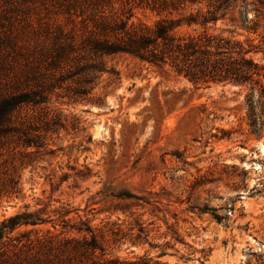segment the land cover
<instances>
[{"label":"rangeland","instance_id":"obj_1","mask_svg":"<svg viewBox=\"0 0 264 264\" xmlns=\"http://www.w3.org/2000/svg\"><path fill=\"white\" fill-rule=\"evenodd\" d=\"M34 1L18 14L34 24L54 19L55 9ZM162 17L135 8L128 20L152 26ZM256 22L255 32L228 20L210 29L250 41L251 58L264 67V19ZM104 60L108 71L92 92L97 104L55 103L62 128L46 136L51 155L33 165L0 156V175L14 171L21 187L0 198V224L22 212L46 221L9 236L54 233L69 210L71 223L87 222L102 240L105 259L264 264V114L252 132L247 88L195 87L128 55ZM63 236L81 237L68 228Z\"/></svg>","mask_w":264,"mask_h":264},{"label":"trees","instance_id":"obj_2","mask_svg":"<svg viewBox=\"0 0 264 264\" xmlns=\"http://www.w3.org/2000/svg\"><path fill=\"white\" fill-rule=\"evenodd\" d=\"M0 2V156L7 153L11 164L16 155L20 165H33L52 154L44 141L49 132L62 128L55 103H95L92 92L108 71L104 58L112 55L168 69L195 87L247 88L246 116L252 132L264 114V67L251 58L250 41L210 29L228 20L255 32L256 21L264 19V0H38L55 9L54 19L45 24L18 14L34 0ZM135 8L163 17L152 26L129 23ZM183 25L200 30L177 32ZM20 192L15 172L2 171L0 198ZM206 210L220 222L214 210ZM70 213L60 214L58 224L52 225L54 233L46 230L34 239L32 231L14 238L9 234L21 225L46 221L30 212L9 217L0 224V264H164L146 258H103L102 240L87 222L71 223ZM67 228L81 237L63 236Z\"/></svg>","mask_w":264,"mask_h":264}]
</instances>
